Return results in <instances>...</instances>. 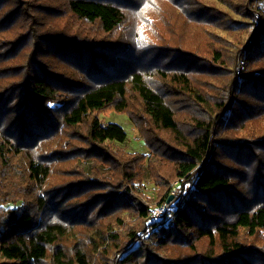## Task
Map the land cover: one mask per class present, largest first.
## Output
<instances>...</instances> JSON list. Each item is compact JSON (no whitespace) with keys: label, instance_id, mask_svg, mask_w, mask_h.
Wrapping results in <instances>:
<instances>
[{"label":"trees","instance_id":"16d2710c","mask_svg":"<svg viewBox=\"0 0 264 264\" xmlns=\"http://www.w3.org/2000/svg\"><path fill=\"white\" fill-rule=\"evenodd\" d=\"M0 264H264V0H0Z\"/></svg>","mask_w":264,"mask_h":264},{"label":"rangeland","instance_id":"374dc122","mask_svg":"<svg viewBox=\"0 0 264 264\" xmlns=\"http://www.w3.org/2000/svg\"><path fill=\"white\" fill-rule=\"evenodd\" d=\"M98 116L102 124H107L110 122L116 123V124H119L123 128V130L126 132L128 140L125 144H116L117 146H119V148L129 153H135V152L144 153V154L149 153V149L145 146L143 137L140 135L138 130L133 126V124L130 122V120L125 114H119L110 108V109L100 112ZM142 188H143L142 191H144L145 194L148 196L154 197V195L156 194L153 183L149 180L143 183V186L141 187V189ZM173 188L175 189L174 194L175 195L178 194L179 189L175 182H173L169 186L167 191L170 192ZM170 195L172 194L170 193ZM150 206H154V205L150 204ZM157 208L158 206H154L152 208L151 216L153 218H155L153 216L154 215L153 212Z\"/></svg>","mask_w":264,"mask_h":264},{"label":"built area","instance_id":"2783aa9c","mask_svg":"<svg viewBox=\"0 0 264 264\" xmlns=\"http://www.w3.org/2000/svg\"><path fill=\"white\" fill-rule=\"evenodd\" d=\"M190 185H186L185 186V190H184V193H186V192H188L189 191V189H190ZM174 188L170 191V193L172 194V195H175L174 193ZM167 208V204H162L161 206H159L154 212H153V216L155 217V218H157V217H160L161 215H162V213L165 211V209Z\"/></svg>","mask_w":264,"mask_h":264},{"label":"water","instance_id":"95a60500","mask_svg":"<svg viewBox=\"0 0 264 264\" xmlns=\"http://www.w3.org/2000/svg\"><path fill=\"white\" fill-rule=\"evenodd\" d=\"M172 199H173V196L170 195L169 198H168V200H167V202L169 203Z\"/></svg>","mask_w":264,"mask_h":264}]
</instances>
